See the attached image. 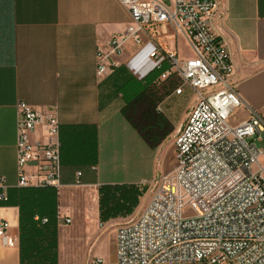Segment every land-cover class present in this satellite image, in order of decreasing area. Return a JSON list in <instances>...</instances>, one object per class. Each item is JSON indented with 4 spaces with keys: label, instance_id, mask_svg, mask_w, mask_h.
I'll use <instances>...</instances> for the list:
<instances>
[{
    "label": "crops",
    "instance_id": "1",
    "mask_svg": "<svg viewBox=\"0 0 264 264\" xmlns=\"http://www.w3.org/2000/svg\"><path fill=\"white\" fill-rule=\"evenodd\" d=\"M218 2L213 29L225 41L234 66L232 82L242 106L231 123L238 126L264 106V0ZM129 20V13L117 0H0V178L5 179L8 196L11 189L19 188V104L55 108L61 144L66 147L58 207L72 219L70 225L58 223L57 264H95L96 259L102 264H118L116 244L112 253H106L102 241L85 240L86 234L97 231L98 224L103 227L114 220L101 223L100 187L151 184L148 165L150 161L156 164L165 144L170 154L164 156L162 174L169 172L176 163L171 149L181 127L180 110L189 113L195 103L194 96L186 105L183 99L188 89L193 90L186 87L182 95H176L175 83L158 88L154 96L152 87L142 91L140 84L146 77L128 63L133 48L120 58V67L102 78L97 75L98 48L122 33ZM162 41L166 50L189 58L184 57V46L190 49L184 36L176 37L170 31ZM93 129L95 162L70 161L67 147L72 138H89ZM261 137L255 144L264 151V132ZM171 138L172 147L167 143ZM86 142L92 145V140ZM261 160L264 164V156ZM138 211L119 220H129ZM0 219L9 222V233L19 239L16 248L0 239V264H25L19 207L0 202Z\"/></svg>",
    "mask_w": 264,
    "mask_h": 264
},
{
    "label": "built area",
    "instance_id": "2",
    "mask_svg": "<svg viewBox=\"0 0 264 264\" xmlns=\"http://www.w3.org/2000/svg\"><path fill=\"white\" fill-rule=\"evenodd\" d=\"M117 2L130 20L122 33L98 48L97 75L102 78L120 67V58L133 48L128 63L141 77L160 70L156 87L175 83L176 95L189 87L195 96L173 142L174 167L151 183L154 193L143 210L114 230L117 263L264 264V151L255 144L264 132V106L238 126L230 123L242 100L232 82L234 66L226 43L213 29L218 0ZM170 31L188 40L192 57L183 59L164 48L159 40ZM19 112L18 187L54 188L60 197L61 124L56 110L35 109L22 101ZM0 189V202H8L4 178ZM186 210L191 216H185ZM57 219L72 224L59 207ZM10 228L0 219V239L16 248L19 239ZM102 263L96 259L95 264Z\"/></svg>",
    "mask_w": 264,
    "mask_h": 264
},
{
    "label": "trees",
    "instance_id": "3",
    "mask_svg": "<svg viewBox=\"0 0 264 264\" xmlns=\"http://www.w3.org/2000/svg\"><path fill=\"white\" fill-rule=\"evenodd\" d=\"M154 73V72H152ZM151 73V74H152ZM149 74L146 79L151 75ZM72 138L68 159L78 164H93L96 156V131L91 136ZM84 138V139H83ZM88 139L92 140L89 147ZM83 140V141H82ZM66 147L61 144V158ZM147 186L104 185L100 187V218L103 223L134 213ZM20 209V246L25 264H57L59 196L54 188H18L9 191L8 202ZM43 219L48 222L44 223Z\"/></svg>",
    "mask_w": 264,
    "mask_h": 264
},
{
    "label": "rangeland",
    "instance_id": "4",
    "mask_svg": "<svg viewBox=\"0 0 264 264\" xmlns=\"http://www.w3.org/2000/svg\"><path fill=\"white\" fill-rule=\"evenodd\" d=\"M167 42H169V41H167ZM160 43L164 44V41H162V39H161ZM183 52H184V57H191V55H192V52L186 46H184ZM161 73H162V71H160V70L155 71L143 83H141L140 85L142 86V91L145 92L146 87H148V88L152 87L150 91L153 93V96L157 95L158 87H156L154 85V82L159 77V75ZM132 88L135 89V86L132 85ZM134 89H131L130 91L133 93ZM192 97H194V93L190 89H188L186 96L183 99V101L185 102L186 105H187V103L189 104V102L191 101L190 99ZM180 111L181 112L178 116V119L181 120L180 122H181V126H182V124L186 121V118H187L189 113L184 108H181ZM232 119L230 120V123H231ZM172 140L173 139L171 138L169 141H167V143L171 142ZM167 145L165 144L163 146V148H162L163 153L158 156L156 164H154L153 162L150 161V163L148 165V174L150 176L149 182H151V181L154 182V181L158 180L162 174V171L164 169V156H167L168 153L170 154V151L168 152L166 150V149H168ZM259 145H260V143H258V146ZM169 146L172 147V142ZM171 152H172L171 154H172L173 158H175L174 149H171ZM261 163L263 164L262 160H261ZM146 186H147V187H145L146 191H145L144 195L141 197L140 204L137 207V208H139L138 213H135L133 216H131L128 219H131V218H134L135 216H137L143 210V208L146 206L147 202L149 201V199L153 195V193H154L153 185L152 184H146ZM61 197H62V195H60V198ZM60 204H62V203H60ZM185 216L186 217L191 216L190 210L185 211ZM119 218H123V217H119ZM119 218H116V219L108 222L107 224H103V227L98 224L97 231L94 233L91 232L90 234H86L85 240L91 241V242H93V244L96 243L97 241H102L104 251L106 253L109 251L112 253L111 249H113V250L115 249V232H114V230L118 224L125 221V220H119ZM101 223H103V222H101Z\"/></svg>",
    "mask_w": 264,
    "mask_h": 264
}]
</instances>
